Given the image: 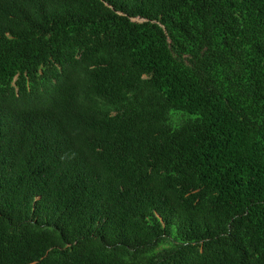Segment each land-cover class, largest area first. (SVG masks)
<instances>
[{"label":"trees","instance_id":"trees-1","mask_svg":"<svg viewBox=\"0 0 264 264\" xmlns=\"http://www.w3.org/2000/svg\"><path fill=\"white\" fill-rule=\"evenodd\" d=\"M0 264H264V0H0Z\"/></svg>","mask_w":264,"mask_h":264}]
</instances>
